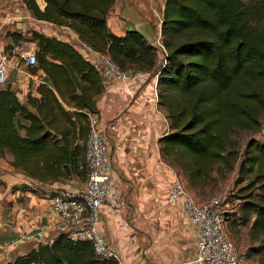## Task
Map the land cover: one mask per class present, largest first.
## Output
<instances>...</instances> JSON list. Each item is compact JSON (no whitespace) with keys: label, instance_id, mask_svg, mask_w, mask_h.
Returning <instances> with one entry per match:
<instances>
[{"label":"trees","instance_id":"1","mask_svg":"<svg viewBox=\"0 0 264 264\" xmlns=\"http://www.w3.org/2000/svg\"><path fill=\"white\" fill-rule=\"evenodd\" d=\"M23 1L35 18L72 29L122 69L157 71L158 104L169 123L159 140L161 152L192 188L238 162L243 176L264 167V141L250 140L242 155L237 138L240 131L259 129L264 118V0H166L163 63L140 31L117 35L110 29L116 0H43V8L37 0ZM28 33L8 35L15 42H36L38 64L29 70L43 69L51 86L41 83L39 96L29 95L26 102L10 85L0 88V154L11 153L14 167L42 183L85 181L86 111H98L105 82L73 43L38 30ZM257 177L260 194L245 200L241 218L250 226V251L264 264V173ZM5 264L121 263L97 256L89 241L73 242L60 233Z\"/></svg>","mask_w":264,"mask_h":264},{"label":"crops","instance_id":"2","mask_svg":"<svg viewBox=\"0 0 264 264\" xmlns=\"http://www.w3.org/2000/svg\"><path fill=\"white\" fill-rule=\"evenodd\" d=\"M37 1L41 8L45 6L43 0ZM165 3L166 0H116L108 15V25L117 35L136 29L150 44H163ZM20 11L26 19L19 18L12 8L0 9V58H6L9 65L7 85L22 102L29 95L39 96L41 83L51 82L43 69L31 72L26 62L22 64L12 54L13 49H35L36 42L25 39L15 42L9 32L28 36L31 29L58 37L73 43L96 65L100 52L82 42L75 31L35 18L27 6ZM158 57H163L160 51ZM157 80L154 69L128 81H107L104 92L97 98L106 128L112 177L111 193L101 212V230L108 244L118 252L121 264H196L193 260L198 230L188 224L181 203L167 201L177 170L161 152L159 140L168 131L169 123L165 110L158 104ZM60 101L67 109L75 110L61 98ZM30 109L35 111L33 107ZM12 160L11 153L0 154L1 264L38 246L34 240L9 243L31 221L40 222L45 236H54L47 225L49 192L84 183L78 178L42 183L14 167Z\"/></svg>","mask_w":264,"mask_h":264},{"label":"built area","instance_id":"3","mask_svg":"<svg viewBox=\"0 0 264 264\" xmlns=\"http://www.w3.org/2000/svg\"><path fill=\"white\" fill-rule=\"evenodd\" d=\"M163 55V44H153ZM13 55L25 58L28 66H36L38 57L36 48L31 50L13 49ZM96 67L104 82L112 80L128 81L143 76L142 70H124L107 53H100ZM9 65L6 58H0V85L8 80ZM89 134L86 146L87 178L83 188L61 187L47 196L51 200L48 211V230L54 234L45 236L38 220H33L28 228L19 232L11 245L34 240L40 243L51 242L55 236L64 233L73 241H89L99 257L115 258L120 263L118 252L111 247L101 230V212L111 193V173L108 168L109 155L106 142V128L99 111H87ZM171 204L181 203L187 216V222L198 230L196 241V264H245L244 257L234 245L227 233L226 216L232 208L220 197L208 202H198L188 192L183 179L174 172V181L167 196Z\"/></svg>","mask_w":264,"mask_h":264},{"label":"rangeland","instance_id":"4","mask_svg":"<svg viewBox=\"0 0 264 264\" xmlns=\"http://www.w3.org/2000/svg\"><path fill=\"white\" fill-rule=\"evenodd\" d=\"M12 8L19 18L26 17L22 14L21 8L26 9V5L23 0H0V9ZM15 22V18L12 20ZM15 24V23H11ZM31 30V29H29ZM28 30V31H29ZM20 62L23 64L26 62L25 58L19 57ZM8 82V81H7ZM7 82L0 85V88H5ZM166 113V111H165ZM239 139L240 152L243 155L244 151L250 140L264 141V118L261 119L260 128L257 130H243L237 133ZM240 163L238 162L235 169L222 174L220 170H215L212 174V178L207 181L204 186L192 188L187 181V177L180 171L181 178L183 179L185 186L189 193L198 202H208L214 197H220L223 201L229 203L230 213L226 216V230L229 234L234 245L242 254L245 260V264H260L261 255L252 254L250 247L254 244L250 236L249 223L244 224L242 215L243 203L247 199L258 198L260 194L258 174L264 173V167L256 168L252 173L243 176L239 171ZM77 188H83V182H77L75 185ZM68 187V186H63ZM71 187V186H70ZM1 264V263H0Z\"/></svg>","mask_w":264,"mask_h":264}]
</instances>
